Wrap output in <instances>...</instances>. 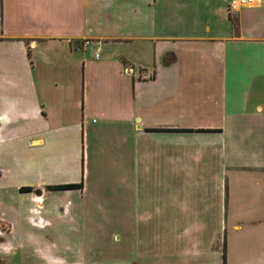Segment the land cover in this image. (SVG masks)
<instances>
[{
	"label": "crops",
	"instance_id": "obj_1",
	"mask_svg": "<svg viewBox=\"0 0 264 264\" xmlns=\"http://www.w3.org/2000/svg\"><path fill=\"white\" fill-rule=\"evenodd\" d=\"M229 2L0 0V184L38 203L0 260L20 229L39 264H264V0Z\"/></svg>",
	"mask_w": 264,
	"mask_h": 264
},
{
	"label": "rangeland",
	"instance_id": "obj_2",
	"mask_svg": "<svg viewBox=\"0 0 264 264\" xmlns=\"http://www.w3.org/2000/svg\"><path fill=\"white\" fill-rule=\"evenodd\" d=\"M10 133L4 138L6 140L1 141L0 143V167L6 168L8 166H12L14 164H24V154L21 151V154H18L16 152L15 158L13 156L8 155V150L10 149H20L23 150L24 147H27L28 139L24 137V124L22 123H13L9 126ZM7 132V129L6 131ZM13 137L12 138H9ZM32 163H37L34 158L32 159ZM16 171V170H15ZM0 173H4L3 170L0 169ZM24 174L18 173L17 171L14 172L13 175L10 176L9 180L12 181L13 178L15 180L23 181L27 180L28 182H34V180L37 178V175L32 174L30 177L26 175V177L23 176ZM4 177H1L0 183L4 182ZM5 187L0 184V208H2L1 211L6 212L9 211L11 214L13 213L10 209H13L15 212L17 210H20L23 212L24 209H27V207H37L36 214H38V203L32 202L35 189H33L32 193H25L21 194L20 192H15L12 190L4 189ZM8 205L10 208H7ZM4 207V208H3ZM8 210H7V209ZM16 214V213H14ZM13 215V214H12ZM27 227V225H25ZM29 226V225H28ZM25 227V229H26ZM31 233L36 234L37 237L39 236V225H32V227H27ZM12 241L17 246L16 252H11L9 256V261L15 262L16 264H39L41 262L40 258V244L39 242H31L25 243V240H27V236H25L20 229H17V232L11 237ZM21 241V242H20ZM21 243V244H19ZM23 243V244H22ZM2 248V247H0ZM1 252V251H0Z\"/></svg>",
	"mask_w": 264,
	"mask_h": 264
},
{
	"label": "built area",
	"instance_id": "obj_3",
	"mask_svg": "<svg viewBox=\"0 0 264 264\" xmlns=\"http://www.w3.org/2000/svg\"><path fill=\"white\" fill-rule=\"evenodd\" d=\"M262 0H230L228 4V14L231 18L235 19L240 13V10L244 6H253ZM95 58H99V54H95Z\"/></svg>",
	"mask_w": 264,
	"mask_h": 264
},
{
	"label": "trees",
	"instance_id": "obj_4",
	"mask_svg": "<svg viewBox=\"0 0 264 264\" xmlns=\"http://www.w3.org/2000/svg\"><path fill=\"white\" fill-rule=\"evenodd\" d=\"M172 59H173V57L165 56L164 62L169 63ZM81 187H82L81 183H69V184L55 185V186H52L51 188H53V189H73V188H81ZM30 190H31V187H22L21 188V191H30ZM0 264H5V263L2 260H0ZM224 264H226L225 254H224Z\"/></svg>",
	"mask_w": 264,
	"mask_h": 264
}]
</instances>
